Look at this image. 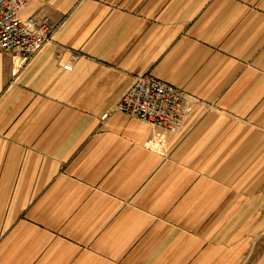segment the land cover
<instances>
[{"label":"crops","instance_id":"obj_1","mask_svg":"<svg viewBox=\"0 0 264 264\" xmlns=\"http://www.w3.org/2000/svg\"><path fill=\"white\" fill-rule=\"evenodd\" d=\"M20 14L55 30L27 61L0 52V264L255 258L264 0H29ZM138 74L203 106L152 144L148 123L112 111Z\"/></svg>","mask_w":264,"mask_h":264},{"label":"built area","instance_id":"obj_2","mask_svg":"<svg viewBox=\"0 0 264 264\" xmlns=\"http://www.w3.org/2000/svg\"><path fill=\"white\" fill-rule=\"evenodd\" d=\"M28 1L0 0V52L22 61L32 57L55 30L47 18L21 16ZM63 68L71 70L70 65ZM202 106L199 99L183 90L150 74H138L112 111L148 123L154 130L150 143L155 144L163 142L166 134H178L187 119Z\"/></svg>","mask_w":264,"mask_h":264},{"label":"rangeland","instance_id":"obj_3","mask_svg":"<svg viewBox=\"0 0 264 264\" xmlns=\"http://www.w3.org/2000/svg\"><path fill=\"white\" fill-rule=\"evenodd\" d=\"M260 241L255 242L254 244H250L249 247H247V250L251 252V250H255V258L253 257V254L250 253V256H246L244 258V261L241 264H257L258 263V257L256 253H260V264H264V208L261 210V227H260ZM246 255H248V252H246Z\"/></svg>","mask_w":264,"mask_h":264}]
</instances>
